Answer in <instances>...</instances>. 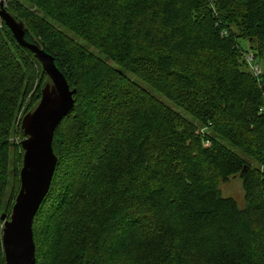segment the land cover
Segmentation results:
<instances>
[{
    "label": "trees",
    "instance_id": "trees-1",
    "mask_svg": "<svg viewBox=\"0 0 264 264\" xmlns=\"http://www.w3.org/2000/svg\"><path fill=\"white\" fill-rule=\"evenodd\" d=\"M25 2L7 0L6 10L76 89L54 131L57 162L32 221L36 264H127L141 238L162 254H142L135 264H264V231L253 220L264 211V178L251 163L264 166V71L241 63L237 47L247 37L264 49V0ZM72 33L114 53L116 65ZM30 67L36 85L25 113L47 75L1 19L0 191L10 174L19 179L13 118L29 91L17 79ZM236 176L243 207L216 183ZM56 188L61 205L40 221L35 238L36 217ZM66 241L75 258L63 260Z\"/></svg>",
    "mask_w": 264,
    "mask_h": 264
},
{
    "label": "water",
    "instance_id": "water-1",
    "mask_svg": "<svg viewBox=\"0 0 264 264\" xmlns=\"http://www.w3.org/2000/svg\"><path fill=\"white\" fill-rule=\"evenodd\" d=\"M0 18L18 44L34 54L47 75L39 101L21 119L23 137L20 145L23 155L19 170L20 186L10 215H0L5 264H36L32 221L48 193L57 162L52 149L54 131L61 119L72 110L76 89H70L64 74L56 67L52 54L24 39V23L16 20L2 2Z\"/></svg>",
    "mask_w": 264,
    "mask_h": 264
},
{
    "label": "rangeland",
    "instance_id": "rangeland-1",
    "mask_svg": "<svg viewBox=\"0 0 264 264\" xmlns=\"http://www.w3.org/2000/svg\"><path fill=\"white\" fill-rule=\"evenodd\" d=\"M13 1H19L24 6L27 5L25 0H13ZM0 2L3 3L5 8L7 7L6 6L7 0H1ZM32 9H34V8H32ZM60 30H61V27H60ZM72 36H74L76 41H78L80 44L84 45L93 54L101 56L102 58H104L108 64H110L112 66L116 65L111 59V57H113V55H115L114 53H110V55H111V57H110V55H108L109 53L103 54L102 52H100V50L98 48H96L94 45L91 44V41L86 42L85 40L79 38L78 36L74 35L73 33H72ZM121 45H123V44H121ZM237 47H238V57H239V61L241 63L245 62V64H246L250 61L253 65H256L254 67L257 68V72L260 69L264 71V49L259 47L257 41L254 38H247V37L246 38L245 37L240 38L238 40V46ZM110 52H112V51H110ZM145 67H147V66H145ZM148 70H146V72L150 73V71H148ZM32 72H33V69L30 67L26 74L23 73V75H20V77L17 79L19 84H21L23 86L25 84H27V87L29 90L28 94L23 96L22 104L16 108L14 118H13L15 128L17 127V132L20 136V137H17V136L13 137L14 139L17 137L16 138L17 141H21V139L23 137L22 133L19 130L21 119H22L25 111L28 108L27 106L28 105L30 106L31 101L34 98V90H35L36 83H34L33 87H32V84H31L32 80H33ZM158 74H160V73H158ZM153 75L155 76L154 72H152L151 77H153ZM130 77L133 79V82L136 85L141 84V85H144L145 87H147L149 89V86H148L149 84L143 83L140 79H138L137 76L136 77L130 76ZM158 77H159V75H158ZM9 86H12V85H9ZM31 87H32V89H31ZM6 92H7V90H6ZM38 99H40V98H38ZM18 103H17V105H18ZM189 117H193V116L189 115ZM205 131H209V128L203 127L202 129H200V132H205ZM204 144L208 145L209 142L205 141ZM228 148H232V145L230 144ZM22 155H23V149H22ZM246 159L248 161H250V158L246 157ZM83 160L84 159H81V162ZM251 163H252V166H254L255 171L257 172L255 177L258 179V181H260L262 178H264V166L262 164L256 163L255 161H251ZM21 164H22V157H21ZM66 165H67V161L65 160L62 162V166L65 167ZM216 183L218 184V187L220 188V192L223 196H225V197L229 196V197L234 198L240 207H243L245 205V199H244L245 197H244L243 184H242L241 178L236 176V177L231 178L227 182H221V181L217 180ZM19 186H20L19 179L17 182V179L14 180L13 175L10 174L8 176V180H7L6 185L4 186L3 190L0 191L1 201H2V203L0 202V205H2V208L0 210V215L2 213H5L8 216L10 215L11 207H12V205L14 203V199H15L14 197H16V194L19 190ZM61 193H62L61 189L56 188L54 193L49 195L47 197V199H45V201L41 207L42 209H40V212L36 217V221H35V225H34L35 226V238H36V236H38V230L40 228V221H42L44 218H46L48 215H50V213L57 212L58 208L60 207V205H61ZM12 201H13V203H12ZM253 220L256 222L255 229L261 228L264 231V211L259 210V211H257V213L255 215L253 214ZM146 222H145L146 228L152 230V228L154 227V222H152L149 219V217H147V216H146ZM2 226H3V221L0 220V264H5V259L3 256L4 254L2 252L3 250H2V244H1ZM36 228H38V230ZM161 252H162V249L159 246H157L156 244H154L152 241H150L149 239L146 241V238L144 240H142V238H141L137 243H135L132 246V248H130L129 252L126 253V256L123 258V260L126 261L127 264H135L136 262H138L139 260L142 259L141 258L142 254H146L147 255L146 258H149V257L154 258V256L156 257V256L161 255L162 254ZM76 253H77V250H76L74 244L71 241H66L65 246H64L63 260H69L70 257L75 258V256L77 255ZM39 255H40V252H39Z\"/></svg>",
    "mask_w": 264,
    "mask_h": 264
},
{
    "label": "built area",
    "instance_id": "built-area-1",
    "mask_svg": "<svg viewBox=\"0 0 264 264\" xmlns=\"http://www.w3.org/2000/svg\"><path fill=\"white\" fill-rule=\"evenodd\" d=\"M1 1V0H0Z\"/></svg>",
    "mask_w": 264,
    "mask_h": 264
}]
</instances>
